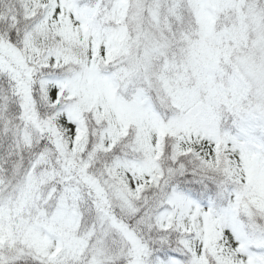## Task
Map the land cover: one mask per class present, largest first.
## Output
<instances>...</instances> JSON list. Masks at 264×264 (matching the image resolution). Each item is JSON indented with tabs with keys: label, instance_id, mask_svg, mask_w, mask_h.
<instances>
[{
	"label": "snow or ice",
	"instance_id": "snow-or-ice-1",
	"mask_svg": "<svg viewBox=\"0 0 264 264\" xmlns=\"http://www.w3.org/2000/svg\"><path fill=\"white\" fill-rule=\"evenodd\" d=\"M0 264H264V0H0Z\"/></svg>",
	"mask_w": 264,
	"mask_h": 264
}]
</instances>
